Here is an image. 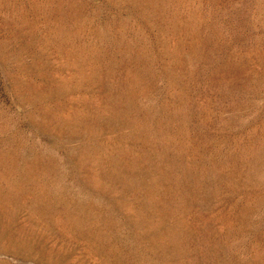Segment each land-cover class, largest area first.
I'll return each mask as SVG.
<instances>
[{
    "label": "rangeland",
    "instance_id": "obj_1",
    "mask_svg": "<svg viewBox=\"0 0 264 264\" xmlns=\"http://www.w3.org/2000/svg\"><path fill=\"white\" fill-rule=\"evenodd\" d=\"M0 264H264V0H0Z\"/></svg>",
    "mask_w": 264,
    "mask_h": 264
}]
</instances>
